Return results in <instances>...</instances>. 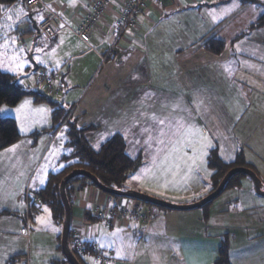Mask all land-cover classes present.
I'll use <instances>...</instances> for the list:
<instances>
[{"label": "crops", "instance_id": "crops-1", "mask_svg": "<svg viewBox=\"0 0 264 264\" xmlns=\"http://www.w3.org/2000/svg\"><path fill=\"white\" fill-rule=\"evenodd\" d=\"M26 1L0 5V73L14 77L15 85L27 94L25 99L31 98V106L47 102L56 108H32L23 120L26 127L17 129L20 139L0 152V264H15L25 255L28 200L37 204L35 194L45 188L50 175L67 165L63 158L71 154L67 145L71 124L78 130L91 128L85 139L96 152L112 136H122L126 155L136 159L150 134L166 131L172 137L168 144L174 143L180 127L189 125L180 120L188 113L198 129L206 126L219 129L222 136L237 137L228 143L232 155L226 159L222 151L227 146L220 150L221 145L212 142L207 162L215 153L224 165L232 164L239 152L244 163L264 177V27L251 29L264 15V0H168L150 5L137 15L136 29L117 41L121 8L112 2L86 42L75 31L89 16L94 0H39L30 7ZM46 15L56 23L52 40L37 32ZM211 38L225 46L219 56L202 48ZM33 93L43 100L36 103L28 96ZM56 110L63 118L53 126ZM153 142L156 154L148 171L161 164L165 150ZM138 170L122 191L136 188L129 182ZM207 172L203 184L209 186L208 192L202 187L189 194L190 203L210 192L214 171ZM190 173L203 182L202 174ZM175 190L151 186L143 193L174 203L185 194V189ZM253 190L250 180L241 179L239 187L221 194H230L228 207L214 213L210 206L176 212L126 203L76 182L69 189L71 236L78 233L90 250L110 252L98 258L88 251L80 255V263L215 264L227 241L229 264H264V201L256 199ZM119 208L126 213L119 215ZM148 209L153 215L150 222L141 218ZM250 213L252 226L249 218L243 222ZM51 217L48 264L59 261L61 252L60 225Z\"/></svg>", "mask_w": 264, "mask_h": 264}, {"label": "rangeland", "instance_id": "rangeland-1", "mask_svg": "<svg viewBox=\"0 0 264 264\" xmlns=\"http://www.w3.org/2000/svg\"><path fill=\"white\" fill-rule=\"evenodd\" d=\"M112 53V52H111ZM114 53V52H113ZM109 57L107 58V60ZM30 97H33L32 95H28ZM29 99V100H26ZM23 97L20 102L16 106H6L3 105L0 108V118L1 117H8L13 118L15 120V123L17 125V129L21 130L23 127H26L24 125L23 120L27 119V116L31 115L32 113L31 109L34 108L38 110L39 108L44 107L47 110H55L56 106L50 105L47 102H42V104L39 103V101H36V104L38 106H31V98ZM187 109V107H186ZM183 110V107H182ZM36 115V113L34 114ZM44 114L42 113V116ZM60 120L63 118L61 114ZM184 118H180L181 122L184 124H189L188 126H182L180 135L176 138L175 142L172 144H168L169 140L172 138L168 137V132H163L158 134V136L150 134L147 136L149 139V142L140 149V163L143 165L144 168H141L138 170L136 176L134 177L133 182H129V185L136 186L134 190H128V191H134L149 197H152L151 195H148L146 193H143V190L145 187H154V188H160V189H167V188H174L176 189V192H179L181 190L185 189V194H179L178 196H182L180 198H177V201L167 202L163 199H158L163 202H167L172 205H178V206H184V205H191L199 200L194 201V203L191 200L192 194H194L197 190L202 189L204 187L205 191L208 192L207 185H204V181L208 180V172L210 169L207 166V150L211 149V143L214 142L215 144H220V150L224 146H227V149L222 151V156L224 159H226V156L232 155V152L230 153L229 144L230 141L235 142L237 137H232L228 134L225 136L221 135V132L219 129L210 130L209 127L204 126L203 128H197L195 123V117H189L188 113L182 114ZM59 121H54L52 119L53 126L57 125ZM185 125V124H184ZM191 125V126H190ZM185 127V128H184ZM203 129H206V131H201ZM185 130V131H184ZM206 133V134H205ZM210 134V135H209ZM145 135H148L146 133ZM228 135V136H227ZM236 134H233V136ZM60 137L63 139L64 133L62 132V135ZM228 137V138H227ZM64 140V139H63ZM155 142H157V146L160 148L161 146H165V150L163 152V155L161 156V164L157 165L156 168H151L146 170V167H150L153 156L156 154L155 150H153V145ZM68 148H65V151ZM68 151V150H67ZM239 153V152H238ZM65 154V153H63ZM237 155V153H236ZM147 161V163H146ZM149 163V164H148ZM47 166V165H46ZM45 166L42 167V170H44ZM191 171H196V173H200L203 176V182L200 183L199 177L197 175L191 174ZM256 172L257 177L260 179L258 172L256 169H254ZM253 171V172H254ZM245 180H250L249 178H243ZM144 180V181H143ZM261 180V189L264 192V177H262ZM124 188V186H123ZM204 191V192H205ZM226 192V191H225ZM253 195L256 199H260L261 201H264L263 197L258 196L255 194L254 190L252 191ZM190 194V195H189ZM223 194V193H222ZM27 194H25L26 196ZM225 195V194H224ZM219 196L217 199H215L212 202V205L210 204V213H214L216 211H220L223 207H228L227 205V197L230 194H226V196ZM154 198V197H152ZM29 199V198H28ZM154 199H157L156 197ZM203 199V198H202ZM123 201H126V203H132L133 200L128 199H122ZM201 200V199H200ZM187 202L188 204L182 203ZM141 204V203H140ZM146 205V204H145ZM234 205H237V203H234ZM241 206V205H237ZM154 210H158V207L151 206ZM231 209H234L236 207L230 206ZM253 207V205H251ZM238 208V207H237ZM125 210L124 208H119ZM203 209V208H202ZM200 211V209L198 210ZM126 213V210L124 214ZM243 213V212H242ZM53 215L52 211L49 208L44 207L43 212H35L32 213L30 218L27 219L26 223V253L25 255L21 256L19 258V261L15 264H48L46 261L48 258L51 257L52 253V234L50 231L49 223L52 221ZM250 217H246L245 220H243L244 223L247 222L249 218L250 226H252L254 219L252 214H249ZM239 222H237L238 224ZM59 224V223H58ZM60 225V224H59ZM49 229V230H48ZM60 235H61V225H60V232H59V238H58V245L57 248L60 250ZM57 249V250H58ZM58 251V252H59ZM96 252L98 253V256H107L110 254L109 251L101 250L100 248L96 247ZM99 258V257H98ZM64 262V257L62 253H59V261H50V264H62Z\"/></svg>", "mask_w": 264, "mask_h": 264}, {"label": "trees", "instance_id": "trees-1", "mask_svg": "<svg viewBox=\"0 0 264 264\" xmlns=\"http://www.w3.org/2000/svg\"><path fill=\"white\" fill-rule=\"evenodd\" d=\"M15 1L17 0H0V5L8 6ZM166 1L168 0H165L162 3ZM260 27H264V15L254 25L251 26V29ZM224 47L225 46L222 41L214 38H211L202 44L204 51L215 56H219L224 50ZM26 95L27 94L25 92L20 90L15 85L14 77L0 73V108L3 105L11 107L16 106ZM31 95L34 97L35 101L43 100L36 93ZM59 114L60 112L57 110L52 113V118L54 121H60ZM71 125L70 131L68 133L69 141L67 143L68 147L71 149V154L63 158V161H66L67 165H65V167L60 172L50 175L45 188L35 194L38 202L37 204L28 200L29 216H31L32 213L39 212L40 207L46 206L52 211L54 219L60 225H62L64 210L59 197V184L60 181L72 170H85L95 176L99 183H101L106 188L123 190V186L129 176L135 173L141 166V161L139 158L131 159L126 155V145L122 136H112L101 146L99 151L96 152L92 150L85 139V133L91 128H83L78 130L73 126V124ZM19 139L20 136L17 131L15 120L13 118H0V152L14 145ZM208 167L214 171V174L211 178L212 184L209 193L213 192L217 188L218 184L229 170L237 167L248 168L252 170L244 163L242 153H237L235 161L232 164L227 165H224L217 158L215 153H211L208 161ZM243 178L247 177L243 175H236L231 178L226 184L223 193L229 189L239 187V182ZM76 182H82L83 184H89L94 187L91 182L83 177L71 179L65 189L68 201L69 189ZM112 198L119 199V197ZM210 204L203 207V209L208 208ZM146 206L151 207L150 205ZM71 237L70 231L68 244L75 258L80 262V255L88 251H92L93 249L90 250L87 246H84L85 250L82 253H79L72 246ZM227 248L228 243L227 241H224L219 249L218 259L216 260L215 264H229ZM10 264H12V262H10ZM62 264H67V262L64 260Z\"/></svg>", "mask_w": 264, "mask_h": 264}, {"label": "water", "instance_id": "water-1", "mask_svg": "<svg viewBox=\"0 0 264 264\" xmlns=\"http://www.w3.org/2000/svg\"><path fill=\"white\" fill-rule=\"evenodd\" d=\"M37 32H39L37 30ZM236 175H243L250 179V181L253 184V189L255 194H257L260 197L264 198V192L261 189V181L257 177V175L248 168H242L237 167L229 170L220 183L218 184L217 188L209 193L207 196H205L203 199L199 200L198 202L191 204V205H184V206H178V205H172L167 202L160 201L158 199H154L152 197L134 192V191H122V190H114L109 189L103 186L95 176L90 174L89 172L81 169H74L72 170L68 175H66L59 184V197L61 200V204L63 206L64 210V216L62 220L61 225V236H60V249L61 253L67 262V264H80V262L75 258L73 255L69 244V233H70V221H71V207L66 195V186L69 183L71 179H74L76 177H83L87 179L89 182H91L96 189H98L100 192L107 196L111 197H119L121 199H130L134 201H138L140 203L155 206L160 209L168 210V211H176V212H187V211H193V210H199L203 207L207 206L208 204L212 203L215 199H217L224 191L226 184L230 181L231 178H233Z\"/></svg>", "mask_w": 264, "mask_h": 264}, {"label": "built area", "instance_id": "built-area-1", "mask_svg": "<svg viewBox=\"0 0 264 264\" xmlns=\"http://www.w3.org/2000/svg\"><path fill=\"white\" fill-rule=\"evenodd\" d=\"M165 0H94L92 3V9L89 16L85 19L82 25H80L75 31V35L82 41L86 42L88 36L95 28L97 21L105 14L112 2H116L120 5L121 12L119 15V21L116 24V37L117 39L124 35L127 31H134L137 27L136 17L139 13L147 9L149 5L159 6ZM39 3V0H27L26 6L30 7ZM38 31L40 35L46 40H52L56 36V23L54 17L46 15L38 25ZM27 197V195H26ZM28 199V197H27ZM28 203V202H27ZM125 210L119 209V215L124 214ZM141 218L150 222L153 218L150 209L144 211ZM78 233L72 234L71 244L79 252L82 253L85 248L80 240ZM94 250V249H93ZM96 252V250H94ZM97 257L98 253L96 252Z\"/></svg>", "mask_w": 264, "mask_h": 264}, {"label": "snow or ice", "instance_id": "snow-or-ice-1", "mask_svg": "<svg viewBox=\"0 0 264 264\" xmlns=\"http://www.w3.org/2000/svg\"><path fill=\"white\" fill-rule=\"evenodd\" d=\"M161 123H163V122L161 121Z\"/></svg>", "mask_w": 264, "mask_h": 264}]
</instances>
